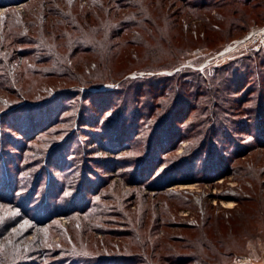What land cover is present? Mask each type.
<instances>
[{
  "label": "rangeland",
  "instance_id": "374dc122",
  "mask_svg": "<svg viewBox=\"0 0 264 264\" xmlns=\"http://www.w3.org/2000/svg\"><path fill=\"white\" fill-rule=\"evenodd\" d=\"M230 1L0 0V264H264V0ZM68 23L85 68L17 62Z\"/></svg>",
  "mask_w": 264,
  "mask_h": 264
},
{
  "label": "trees",
  "instance_id": "16d2710c",
  "mask_svg": "<svg viewBox=\"0 0 264 264\" xmlns=\"http://www.w3.org/2000/svg\"><path fill=\"white\" fill-rule=\"evenodd\" d=\"M181 2H182V5L179 7V9H181L182 7L185 6L189 9H191L190 10L191 13H193L195 16H197L198 18H201V19H204L203 18L204 15L207 14V13H205L206 11H210L213 8L212 5H210L207 2L200 3V2H196V0H194V1H192V0H181ZM215 2L218 3L217 4L218 9H220V8L224 9L220 14H221V17L226 20V17H228V6L232 5L231 1L230 0H227V1L215 0ZM107 5H108V3H107ZM162 10H163V12H165V14L167 16H169V11H166L164 9H162ZM160 11H161V8H160ZM234 12H236V10H234ZM206 16H208V15H206ZM231 22H232V20H231ZM231 22L229 24V28H234V23H231ZM209 25H211V23H209ZM67 27L69 28V31H64V29H61V28L57 29V37L59 39H61V42H62V40L64 41V44L62 42V44L64 45V51H66V52H64V56H63V54H61L59 56L56 55V56L48 57V59H47V57H45V56L34 55L33 54L34 50H31V49H24L23 48V50H21V51L18 49L17 50L15 49V51H17L16 54L18 56V58H16L17 62H18V60L25 59V58H29L31 61H33L35 63H46L47 62L50 65H52L53 67H51L52 70L49 72L44 71V73L46 75H48L50 73H54L55 72L54 70H56L57 68H62V70L60 72H58V74H60V75L67 74L65 71H70V68H72V67L75 70H78L80 68L81 69L85 68L86 64L92 62V60H95L92 57L88 56V54L93 52L94 50H92L91 47H88V46L85 47V45H83V41L86 39V37L82 34L83 33L82 31H79L78 36L76 35L77 37L72 36L78 30L77 25H73L72 23H68L64 28H67ZM205 29H208V23L207 22L205 23ZM69 32H70V34H68ZM113 34H111V37H113ZM69 36L72 37L73 39L69 40L68 39ZM33 41L34 40H32V38L28 37V36H26V37L25 36L24 37L23 36L15 37V42H17L18 44H21V43L22 44H24V43L33 44ZM109 43H110V45H109L107 51H109L110 46H113L112 42H109ZM116 45H117V43H116ZM77 56H82V58H83L82 64H80L78 61H74L72 63L73 66H71V67L67 66V62L69 60L76 58ZM98 63L101 65V67L108 69L107 65L104 66L101 63V61ZM174 65H177V62H173L172 66H174ZM125 72H128V70H126ZM125 72L120 73V75L122 76ZM34 73H40V72L38 70H34ZM173 75H171V76H173ZM137 77H140V76H137ZM117 78H118L117 74H113L111 77H108L107 80L112 82V81H117ZM99 84H101V83H97V85H99ZM23 88L24 87H22V89ZM24 135H26V137H28V136L30 137L31 134L29 133L27 136V134L25 132ZM117 136H118L117 139H119L122 142V139L119 137V133H117ZM31 137H34V136L31 135ZM117 144H119V143H117ZM117 144H115V145L117 146ZM115 145H114V143L110 142V144L108 146L110 149L108 148L109 151H107V152H110L113 150H114L113 152H115ZM155 161H158V159H156ZM4 182L7 184H10L9 182H12V181L10 180V178L8 176L6 179H4ZM117 235L119 236V234H117ZM122 258L120 256L117 257V263L118 264H121L119 262L122 260ZM167 261H169L168 264H175V262H173L172 259L167 260ZM31 264H38V263L34 261Z\"/></svg>",
  "mask_w": 264,
  "mask_h": 264
},
{
  "label": "bare ground",
  "instance_id": "6f19581e",
  "mask_svg": "<svg viewBox=\"0 0 264 264\" xmlns=\"http://www.w3.org/2000/svg\"><path fill=\"white\" fill-rule=\"evenodd\" d=\"M226 50L229 51L230 49L229 48H226ZM226 205L229 206V207L235 206L234 203H232V202H230V203H228Z\"/></svg>",
  "mask_w": 264,
  "mask_h": 264
}]
</instances>
